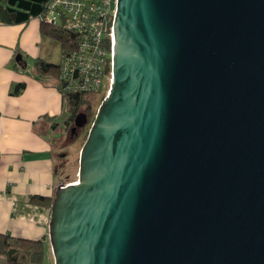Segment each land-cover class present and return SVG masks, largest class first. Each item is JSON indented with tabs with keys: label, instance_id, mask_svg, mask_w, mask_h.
<instances>
[{
	"label": "water",
	"instance_id": "water-1",
	"mask_svg": "<svg viewBox=\"0 0 264 264\" xmlns=\"http://www.w3.org/2000/svg\"><path fill=\"white\" fill-rule=\"evenodd\" d=\"M114 34L55 264H264V0H118Z\"/></svg>",
	"mask_w": 264,
	"mask_h": 264
},
{
	"label": "crops",
	"instance_id": "crops-1",
	"mask_svg": "<svg viewBox=\"0 0 264 264\" xmlns=\"http://www.w3.org/2000/svg\"><path fill=\"white\" fill-rule=\"evenodd\" d=\"M42 21L0 23V233L49 244L51 208L30 198H53L62 185L54 144L62 139L67 110L58 80L35 66L39 59L60 65L63 55L54 61L59 44L42 32Z\"/></svg>",
	"mask_w": 264,
	"mask_h": 264
},
{
	"label": "built area",
	"instance_id": "built-area-1",
	"mask_svg": "<svg viewBox=\"0 0 264 264\" xmlns=\"http://www.w3.org/2000/svg\"><path fill=\"white\" fill-rule=\"evenodd\" d=\"M118 0H49L39 17L78 37L63 52L59 81L70 95L108 92L113 83L114 20Z\"/></svg>",
	"mask_w": 264,
	"mask_h": 264
},
{
	"label": "trees",
	"instance_id": "trees-1",
	"mask_svg": "<svg viewBox=\"0 0 264 264\" xmlns=\"http://www.w3.org/2000/svg\"><path fill=\"white\" fill-rule=\"evenodd\" d=\"M49 0H0V23L3 24H23L32 18L39 17L45 12V5ZM41 29L44 34L56 41L63 49L74 48L78 42V37L49 25L42 21ZM21 56V55H20ZM37 71L52 75L58 80L67 110V119L65 120L64 132L73 133L74 121L81 108L84 107V113L88 120L95 116V104L98 98L97 93L83 95H70L63 92L62 84L59 81V65L51 64L44 60H37ZM23 86L16 89V94L20 93ZM83 128L76 130V137L79 136ZM53 198L43 196H32L30 203L51 208ZM48 242L45 239L32 240L15 237L9 233H0V258L3 262L0 264H44L48 256Z\"/></svg>",
	"mask_w": 264,
	"mask_h": 264
},
{
	"label": "rangeland",
	"instance_id": "rangeland-1",
	"mask_svg": "<svg viewBox=\"0 0 264 264\" xmlns=\"http://www.w3.org/2000/svg\"><path fill=\"white\" fill-rule=\"evenodd\" d=\"M91 1L99 3V0ZM62 52L63 49L60 44L57 45L54 58L55 62L60 61ZM108 93V88L106 87L104 93L98 96L95 104V116L97 115L98 110ZM79 113H84V107L80 109ZM95 116L91 119V121H88V124L83 128V131L80 132L79 136L76 137V132L74 135H71L69 132H64L62 134V139L57 140L54 144L56 174L58 181L62 185H67L69 183L78 181L80 154L87 140ZM67 117V112H64L63 119H67ZM47 252L48 256L44 264H55L50 243L48 244ZM0 262H3L1 258Z\"/></svg>",
	"mask_w": 264,
	"mask_h": 264
},
{
	"label": "flooded vegetation",
	"instance_id": "flooded-vegetation-1",
	"mask_svg": "<svg viewBox=\"0 0 264 264\" xmlns=\"http://www.w3.org/2000/svg\"><path fill=\"white\" fill-rule=\"evenodd\" d=\"M75 124V123H74ZM65 128V121H64V124H63V129ZM73 131V130H72ZM73 133H75V132H73Z\"/></svg>",
	"mask_w": 264,
	"mask_h": 264
}]
</instances>
